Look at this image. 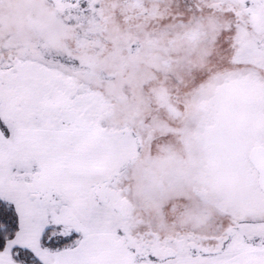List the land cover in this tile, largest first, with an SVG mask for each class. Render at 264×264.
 I'll return each mask as SVG.
<instances>
[{"label":"snow or ice","instance_id":"obj_1","mask_svg":"<svg viewBox=\"0 0 264 264\" xmlns=\"http://www.w3.org/2000/svg\"><path fill=\"white\" fill-rule=\"evenodd\" d=\"M0 264H264V0H0Z\"/></svg>","mask_w":264,"mask_h":264}]
</instances>
